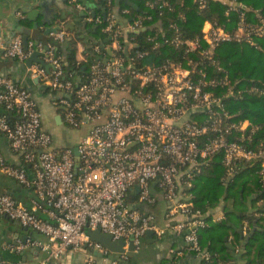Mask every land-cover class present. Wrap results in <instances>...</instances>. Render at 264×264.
Instances as JSON below:
<instances>
[{
    "label": "built area",
    "instance_id": "1",
    "mask_svg": "<svg viewBox=\"0 0 264 264\" xmlns=\"http://www.w3.org/2000/svg\"><path fill=\"white\" fill-rule=\"evenodd\" d=\"M69 1L85 13L87 22L103 23L93 8L80 0ZM221 1L229 6L226 15L240 10L232 0ZM158 2L173 8L171 0ZM197 3L204 9L208 0ZM146 18L151 16L122 25L109 11L102 31L108 40L93 46L95 54L103 55L91 63L87 78L75 80L65 73V59L56 53V45L70 36L67 31H58L46 42L28 40L27 45L20 34L7 43L8 33L0 31L6 58L26 61L33 53H42L43 61L29 67L31 78L53 92V103L69 127H88L76 147L54 148L32 93L12 78L0 77V107L6 110L0 113V133L22 160L16 166L0 156V171L33 191L29 205L0 192V216L45 237L17 239L5 246L15 254L36 248L45 253L40 261L1 259L0 264H69L75 251H87L88 264H96V255L103 264H120L88 230L133 241L139 251L149 230H163L138 207L154 206L160 195L169 203L170 216L184 217L171 229L184 235L189 251L211 264L199 238L208 223L206 215L194 208V179L220 155L229 177L243 163L258 161L264 180V139L252 147L262 127L235 118L227 101L242 90L216 57L221 43L255 44L254 35H264V16L248 23L241 12L235 31L206 21L194 39L184 38L181 31H152L139 39Z\"/></svg>",
    "mask_w": 264,
    "mask_h": 264
},
{
    "label": "trees",
    "instance_id": "2",
    "mask_svg": "<svg viewBox=\"0 0 264 264\" xmlns=\"http://www.w3.org/2000/svg\"><path fill=\"white\" fill-rule=\"evenodd\" d=\"M110 1L111 5H108V0H92L93 12L103 16V23L97 25L94 31L98 39L107 37L102 32L107 24L106 16L109 11L114 13L116 6L119 7L118 24L126 25L139 17L151 16V19L144 20L139 39L152 31H167L168 34L181 31L184 38L194 39L201 35L206 21L224 26L228 31H235L241 12H244L248 23H255L261 15L264 16V0H232L241 6L239 11H231L229 15H226L229 6L218 0H208L204 9L198 7L197 0H171V10L160 7L158 0ZM148 2L154 3V6L150 7ZM125 8L129 10L127 14L123 13ZM38 33L43 36L42 32ZM253 40V45L244 40L221 43L216 49V57L242 90L237 98L227 101L230 110L235 113V118L250 119L262 127L252 141V147H257L260 140L264 139V35H254ZM56 53L63 56L65 73L74 80L79 74L82 78H87L90 65L97 57L93 50L88 49L87 61H78L77 49L72 42L68 43L65 50L61 44H57ZM260 172V163L250 161L243 163L237 173L229 177L227 167L219 155L194 179L191 189L194 208L206 215L208 223L200 229L199 238L202 249L210 253L211 264H235L231 262V258L236 246L243 247V254L249 264H259L264 259V180ZM223 201L233 202L241 212H227L228 220L212 223L209 208H216ZM232 217L241 224L248 221L250 227L257 226V229L247 241L246 236L241 238L235 230L232 246L227 247L224 244L218 248L215 241H223L228 233V221ZM250 231L251 229L248 230V235ZM202 264H206V261L202 260Z\"/></svg>",
    "mask_w": 264,
    "mask_h": 264
},
{
    "label": "crops",
    "instance_id": "3",
    "mask_svg": "<svg viewBox=\"0 0 264 264\" xmlns=\"http://www.w3.org/2000/svg\"><path fill=\"white\" fill-rule=\"evenodd\" d=\"M92 3V0H89ZM221 1V0H220ZM78 11V12H77ZM119 7L116 6L114 13L118 15ZM85 13L78 10L69 0H0V31L8 33V40L14 34H20L24 37V31H30L28 40L46 42L53 38L58 31H67L69 37L66 42L61 44L64 48L68 43H75L77 49V60L87 61L86 51L93 50L96 42L105 44V39H98L94 35L96 25L86 21ZM49 27H59L58 31L46 33ZM43 33V36L38 33ZM94 52V50H93ZM109 53V52H108ZM97 57L103 54H96ZM42 59V53L38 57ZM36 63V62H34ZM0 77H10L20 86L28 89L39 104L42 113L44 128L53 136L54 148L66 146L76 147L83 136L84 127L73 129L69 127L63 119L60 107L54 105L55 96L53 92L35 78H31L29 66L26 61H19L6 58L0 49ZM77 77H82L79 74ZM67 129H66V128ZM80 132H83L81 134ZM80 134L72 140V134ZM0 156L8 163L19 166L22 164L21 156L14 152L8 139L0 133ZM30 176L32 174L30 173ZM0 192L13 195L18 201L29 205L33 196V191L19 184L15 179L5 175L0 171ZM131 199L135 197L130 196ZM169 203L164 201L163 197L158 196V202L154 206H139V210L144 214L150 215L152 223L163 230L160 233L152 230L153 233L145 235L139 251L135 255L126 254L122 258L119 254H110V259L119 258L120 264H202V260L197 254L187 249V243L184 235L171 229L177 221L183 220L182 215L170 216L168 211ZM227 212L240 214L234 203L224 201L216 208H209V214L212 217V223L228 220ZM251 212V211H250ZM208 214V213H207ZM8 218H2L4 221ZM10 222H4L5 228L0 230V258L19 260L26 263H35L45 257V253L36 248H28L20 254L9 253L5 246L8 242L17 239L26 240L27 238L45 240V237L20 224L19 222L8 219ZM228 233L223 241H215V245L220 248L224 244L227 247L232 246L234 231L240 235L248 237V230L252 229L248 221L242 224L232 217L228 221ZM243 229L242 233L239 232ZM247 231V233H245ZM241 246H236L232 252L231 262L235 264H249L248 259L243 254ZM96 264H103L100 256L96 255ZM69 264H88L87 251H75L71 254ZM264 264V259L261 263Z\"/></svg>",
    "mask_w": 264,
    "mask_h": 264
},
{
    "label": "water",
    "instance_id": "4",
    "mask_svg": "<svg viewBox=\"0 0 264 264\" xmlns=\"http://www.w3.org/2000/svg\"><path fill=\"white\" fill-rule=\"evenodd\" d=\"M80 1L88 7H91V8L94 7L93 3H91L89 0H80ZM134 6L136 7V5H134ZM58 29H59V27H49L47 29L46 33L48 34L50 32H56V31H58ZM23 34H24V44L27 45L28 37L30 35V31H24ZM107 40L108 39H106V41ZM109 53H111V51H109ZM39 55H40L39 52H35L26 60V63L28 64L29 67L32 66V64L34 62H41L40 59L38 58ZM35 81L38 82L39 79H36ZM0 113H6V110L0 107ZM28 173L30 174V171H28ZM2 218H7V217L0 216V219H2ZM256 229H257V226H254L251 229L248 237L246 238V241L249 239V237L253 236ZM242 230L243 229H240L239 232L242 233L243 232ZM152 233H153V231L149 230L146 235H150ZM88 234L91 236V238L95 242L102 244L105 248H107L110 252H112L114 254H120V253L127 252L130 255H135V253L137 252L136 246L134 245L133 241L126 243V241L124 239L114 240L112 235L102 233L100 230H94V231L88 230ZM9 253H11V252H9ZM1 259H3V258H0V260ZM4 259L11 260V261H19V260L8 259L6 257Z\"/></svg>",
    "mask_w": 264,
    "mask_h": 264
},
{
    "label": "rangeland",
    "instance_id": "5",
    "mask_svg": "<svg viewBox=\"0 0 264 264\" xmlns=\"http://www.w3.org/2000/svg\"><path fill=\"white\" fill-rule=\"evenodd\" d=\"M66 128V127H65ZM68 128V127H67ZM66 128V129H67ZM88 130V127H84L83 129H84V133L86 132V129ZM81 134H83V132H80ZM78 136H80V134L79 133H77V135H73L72 134V140H74L75 138H77ZM76 145H77V143H76ZM4 222H10L8 219H5L4 221H0V230H2L3 228H5V225H4Z\"/></svg>",
    "mask_w": 264,
    "mask_h": 264
}]
</instances>
